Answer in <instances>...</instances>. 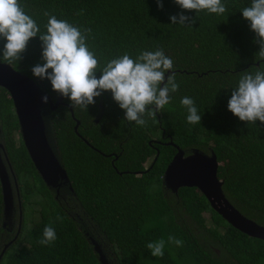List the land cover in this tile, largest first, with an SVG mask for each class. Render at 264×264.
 Wrapping results in <instances>:
<instances>
[{"label": "trees", "instance_id": "obj_1", "mask_svg": "<svg viewBox=\"0 0 264 264\" xmlns=\"http://www.w3.org/2000/svg\"><path fill=\"white\" fill-rule=\"evenodd\" d=\"M223 2L228 11L218 16L182 10L174 0H162V9L156 0H19L41 33L45 11L91 29L86 43L98 58L97 78L113 58L161 48L174 62L180 87L156 121L145 116L144 127L124 119L110 91L95 97L87 109L63 98L73 118L65 106L44 107L47 138L72 191L63 189L57 201L36 174L17 133L11 100L0 88V138L17 179L23 215L22 234L0 264H99L90 240L108 264H264L263 241L226 224L194 188L172 194L161 183L174 147L185 155L213 153L225 199L243 217L264 226V124L242 122L227 110L240 76L261 68L264 60L240 12L251 0ZM181 12L195 19L191 26L171 24L169 16ZM41 53L38 34L19 62L0 63L25 75L54 101L58 94L50 82L31 73L43 63ZM184 96L195 101L200 124L187 123V111L180 106ZM1 221L0 195V247L6 242ZM49 224L57 239L51 246L40 245ZM169 235L183 240V246L168 244ZM160 238L166 241L164 255L153 257L146 244Z\"/></svg>", "mask_w": 264, "mask_h": 264}, {"label": "clouds", "instance_id": "obj_2", "mask_svg": "<svg viewBox=\"0 0 264 264\" xmlns=\"http://www.w3.org/2000/svg\"><path fill=\"white\" fill-rule=\"evenodd\" d=\"M182 10L205 12L222 16L228 8L223 0H174ZM162 9V0H156ZM242 17L255 33L259 44L257 56L264 60V0H251L250 6L241 9ZM47 23L41 33L37 21L30 16L19 0H0V38L3 47L0 59L7 63L19 62L30 39L37 37L42 45V64L31 68L34 78L48 80L51 91L69 100L73 107L87 109L95 103L104 91H110L112 99L124 110V119L140 127L147 125L148 119L156 121V114L172 102V94L179 91L173 60L163 49L140 51L133 58L124 53L106 62L99 78L95 71L98 66L96 54L90 50L87 41L91 29H81L64 19L45 11ZM171 24L191 26L194 18L182 12L169 16ZM50 70V71H49ZM165 73H169L165 77ZM162 85V86H161ZM43 104L48 96L41 97ZM180 106L187 111L186 121L190 125L200 124L201 115L195 101L189 96L180 99ZM227 110L242 122L264 124V66L254 72H244L237 86L231 91ZM57 239L55 228L45 226L40 245L51 246ZM168 244L183 246V240L169 235ZM166 241L163 238L148 242L146 248L151 256L162 258Z\"/></svg>", "mask_w": 264, "mask_h": 264}, {"label": "water", "instance_id": "obj_3", "mask_svg": "<svg viewBox=\"0 0 264 264\" xmlns=\"http://www.w3.org/2000/svg\"><path fill=\"white\" fill-rule=\"evenodd\" d=\"M0 88L6 91L11 100L24 149L44 186L48 190H54L55 193L61 187L67 186L71 192L65 170L45 136V118L42 113L46 106L50 111L63 106L62 97L58 96L54 102L48 97V103L43 104L41 97L47 94L25 75L13 70L5 63H0ZM64 106L73 118L71 108ZM77 126L78 122H75L74 131ZM167 144L172 145L171 142ZM174 148L176 153L166 165L161 178L164 189L175 194L179 188H194L205 198L210 209L226 224L245 236L264 242V226L243 217L225 199L221 191L222 183L216 175L220 163L217 162L213 153L205 155L193 150L185 155L182 150ZM0 150L3 152L1 145ZM136 174L139 175V173ZM9 186L5 168L0 161V195L4 220L11 213L12 193ZM90 242L93 252L97 255L98 263L108 264L99 245L92 240Z\"/></svg>", "mask_w": 264, "mask_h": 264}, {"label": "flooded vegetation", "instance_id": "obj_4", "mask_svg": "<svg viewBox=\"0 0 264 264\" xmlns=\"http://www.w3.org/2000/svg\"><path fill=\"white\" fill-rule=\"evenodd\" d=\"M62 99H63V97H62ZM54 101H52V102H54ZM46 107H48V106H46ZM17 133L19 135V131H17ZM45 136H46V138L48 137L46 134V131H45ZM19 137H20V135H19ZM20 140H21V137H20ZM0 145L2 146V150H3V152L0 150V161L3 165V167L5 168V171L7 174V181L9 182V185H10L9 187L11 189L12 201H13V203L11 201V207H10L11 213L7 219H5V220L3 219L4 215L2 212V221H1L2 234L1 235L3 237V240H6V242L1 244V247H0V255L2 256L8 247L13 246L17 243L20 234H22V216L23 215H22V209H21L22 200L20 199V195H19L17 179H16V177L12 171V167L8 161V158H7L5 149H4L3 141L1 140V138H0ZM65 188L68 190L67 186L61 187L57 193H55L54 190H48V189L47 190L53 194V198L57 201L58 199H63V197H64L63 196L64 195L63 189H65ZM15 209H16V215L14 214ZM4 247H5V249L3 250Z\"/></svg>", "mask_w": 264, "mask_h": 264}, {"label": "rangeland", "instance_id": "obj_5", "mask_svg": "<svg viewBox=\"0 0 264 264\" xmlns=\"http://www.w3.org/2000/svg\"><path fill=\"white\" fill-rule=\"evenodd\" d=\"M14 139H17L16 138V136L14 137ZM192 152V151H191ZM166 191H168V190H166ZM171 193V192H170ZM11 201H12V199H11ZM12 203H13V201H12ZM14 214L16 215V209H15V211H14ZM103 252V251H102ZM110 252V251H109ZM103 254H104V252H103ZM106 254H108L107 252H106ZM111 254V253H110Z\"/></svg>", "mask_w": 264, "mask_h": 264}]
</instances>
